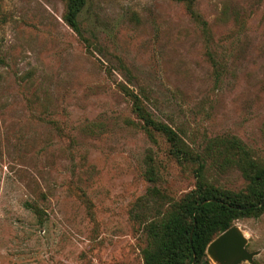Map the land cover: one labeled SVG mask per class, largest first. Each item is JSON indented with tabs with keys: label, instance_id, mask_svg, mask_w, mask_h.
Instances as JSON below:
<instances>
[{
	"label": "rangeland",
	"instance_id": "374dc122",
	"mask_svg": "<svg viewBox=\"0 0 264 264\" xmlns=\"http://www.w3.org/2000/svg\"><path fill=\"white\" fill-rule=\"evenodd\" d=\"M235 137L264 164V0H0V264H145L200 180L253 196Z\"/></svg>",
	"mask_w": 264,
	"mask_h": 264
},
{
	"label": "trees",
	"instance_id": "16d2710c",
	"mask_svg": "<svg viewBox=\"0 0 264 264\" xmlns=\"http://www.w3.org/2000/svg\"><path fill=\"white\" fill-rule=\"evenodd\" d=\"M77 8L74 2L70 6L69 24L75 27ZM135 112L148 130H155L167 138L177 152L179 135L170 124L157 120L139 101ZM226 148L232 149L233 156L243 164L245 174L250 180L252 197L240 193L225 192L217 187L202 183L168 215L158 223L148 227L154 241V248L145 251V264H209L206 248L215 238L232 226L235 218L259 215L264 211V164L250 156V151L238 139L221 141ZM204 163L200 166L201 176ZM154 180L156 172L150 165L147 172Z\"/></svg>",
	"mask_w": 264,
	"mask_h": 264
},
{
	"label": "water",
	"instance_id": "95a60500",
	"mask_svg": "<svg viewBox=\"0 0 264 264\" xmlns=\"http://www.w3.org/2000/svg\"><path fill=\"white\" fill-rule=\"evenodd\" d=\"M208 251L220 262L242 264L243 261H253L256 252L247 248L246 236L236 227L232 226L214 238L208 244Z\"/></svg>",
	"mask_w": 264,
	"mask_h": 264
}]
</instances>
